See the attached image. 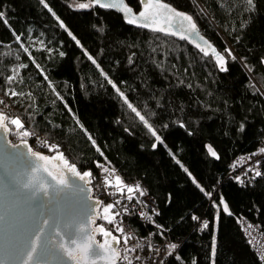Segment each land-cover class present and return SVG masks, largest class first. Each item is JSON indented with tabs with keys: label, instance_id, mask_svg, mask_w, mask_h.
I'll return each instance as SVG.
<instances>
[{
	"label": "trees",
	"instance_id": "1",
	"mask_svg": "<svg viewBox=\"0 0 264 264\" xmlns=\"http://www.w3.org/2000/svg\"><path fill=\"white\" fill-rule=\"evenodd\" d=\"M162 1L192 17L225 57L227 71L184 42L128 25L112 10L76 7L91 0H44L52 12L39 0H0V101L60 146L67 165L36 152L51 173L65 175L74 166L83 175L104 162L123 180H140L157 203L155 221L178 244L165 264H262L240 220L264 231V161L251 185L228 174L240 157L264 148V0H254L251 10L246 0ZM124 2L135 12L141 8V0ZM128 104L160 136L154 149L156 138ZM5 126L13 142L23 141ZM193 216H205L209 227L198 232ZM132 223L145 233L146 226Z\"/></svg>",
	"mask_w": 264,
	"mask_h": 264
},
{
	"label": "water",
	"instance_id": "2",
	"mask_svg": "<svg viewBox=\"0 0 264 264\" xmlns=\"http://www.w3.org/2000/svg\"><path fill=\"white\" fill-rule=\"evenodd\" d=\"M101 2L115 5L105 9L120 14L127 23L125 14L121 11L122 6L128 7L124 0H101ZM147 2L148 0H141V8L137 12L132 10L131 17H128L136 18L137 23L127 24L155 32L138 26L143 22L139 18V13L144 11L143 5ZM152 3L154 7L148 10L149 21L155 19L161 27L176 31L178 35L172 36L167 32L155 33L184 42L201 55L203 53L196 47L197 43L202 47L211 45L219 53L217 48L201 34L197 25L198 35L187 31L188 22L183 20V16L175 15L179 12L190 16L188 13L162 0H152ZM158 4L167 7L155 6ZM92 5L99 6L94 3ZM182 31L188 39L179 38V33ZM208 57L215 60L210 50ZM154 144H157V141ZM207 146L210 145H206V151ZM208 155L217 160L209 153ZM37 156L26 142H13L9 130L6 132L0 127V264H24L25 253L31 241L35 239L39 227H42L43 231L37 242V251L28 264H120L121 257L116 251L117 256L110 260L109 253L96 247L107 239L113 246L111 251L117 247V243L112 241L110 236L99 238L100 227L95 220L98 216L99 200L92 197V189L86 177V184H83L71 171L65 175L53 174ZM61 179L63 183H60ZM221 206L223 210V205ZM45 220L48 221L47 224L42 223ZM88 237H92L93 248L101 254L85 259L82 245ZM61 245L64 247L61 248ZM66 250L71 251L73 257H69Z\"/></svg>",
	"mask_w": 264,
	"mask_h": 264
},
{
	"label": "built area",
	"instance_id": "3",
	"mask_svg": "<svg viewBox=\"0 0 264 264\" xmlns=\"http://www.w3.org/2000/svg\"><path fill=\"white\" fill-rule=\"evenodd\" d=\"M0 115L5 116V122L11 126L14 135L23 138L32 151L40 152L43 155L55 156L60 151V146L48 140L47 138L35 133L29 127L24 125L23 129H17L15 125L10 124L11 119L19 118L12 107L3 102L0 103ZM22 122V121H21ZM23 123V122H22ZM22 131H28L29 136H22ZM264 161V153H253L240 157L235 167L230 171L228 177H239L240 186L251 185L256 179L255 172L261 170V162ZM106 169V171H105ZM90 175L86 177L92 189V197L99 200L98 216L95 218L98 227H107L112 235L117 236L120 240L121 263L128 264V261L123 257L127 256L132 264H165L170 257L177 255L178 244L176 249L169 254L168 245L174 244L170 242L167 230L155 221L158 215V206L154 198L149 194L147 187L140 180L125 181L117 175V173L107 163H96L95 169L89 171ZM116 177H119L124 186V191L121 193L117 190L115 183ZM139 185L140 190L144 192L141 196L139 192L135 191V187ZM133 187L134 192L132 200H128L127 187ZM119 201V204L116 203ZM212 199L210 200V202ZM108 204H113V209L105 214L103 208ZM119 213V216H115ZM105 215L113 216V222L109 224L105 219ZM199 220H194L198 232H201V223L207 218L205 216L199 217ZM139 221L147 229L145 233H138L136 226L133 225L132 220ZM243 234L247 239L252 250L257 254L262 264H264V231L256 222L242 218L240 220ZM123 229L119 232L117 229ZM131 236L132 239L127 244L124 243L126 237ZM139 244L141 247L136 248ZM129 248H135V251H128ZM140 259L137 260L136 257Z\"/></svg>",
	"mask_w": 264,
	"mask_h": 264
},
{
	"label": "snow or ice",
	"instance_id": "4",
	"mask_svg": "<svg viewBox=\"0 0 264 264\" xmlns=\"http://www.w3.org/2000/svg\"><path fill=\"white\" fill-rule=\"evenodd\" d=\"M39 2L41 4L44 5L45 8H48L49 12H52V9L49 8L48 4H46L44 2V0H39ZM92 3L94 4H99V6L101 8H107V7H114L115 5H111V4H105V3H102L101 0H92ZM92 3H80L78 5H76V7L78 9H87V8H90L92 6ZM246 3L247 5L249 6V10H251V7L253 6V3H254V0H246ZM155 6H158L160 8H166L167 5H164V4H158V5H155ZM144 7V11H141L139 13V18H141L143 20L142 23H139V27L140 28H145V29H150L152 31H155V32H167L168 34L172 35V36H176L178 35V33L176 31H169V29H166L164 27H161L159 25V22L156 21L155 19L151 20V22L149 21V9L153 8L154 5L152 3V0H148L147 3H144L143 5ZM121 11L125 14V17L127 19V23L128 24H136L137 23V19L136 18H128V17H131V14H132V9L131 7H125V6H122L121 7ZM54 15V13H53ZM176 16H183V20L184 21H187L188 22V28H187V31L193 33V34H196L198 35V33L196 32V24L193 23L192 21V17L191 16H188V15H183L179 12L175 13ZM5 18V14L3 12H0V19H4ZM169 20H171V17H169ZM5 22H7L5 20ZM61 28H65V25L63 23H60L59 25ZM67 30V29H65ZM15 34V33H14ZM71 35V33H69ZM16 40L19 41L20 40V36L19 35H16ZM179 38L181 40H185V39H188V37L186 35H184L183 31L179 33ZM73 39H75V37H73ZM192 42V41H190ZM77 43L79 44V41H77ZM21 47H23V45H21ZM196 47L200 49V52L203 53V55L205 57H208L209 56V50L211 51V55L215 58V62H216V65L219 67V70L221 72H225L227 71V68L225 67V57L219 53H217L216 49L213 48L211 45H208L207 47H202L199 43L196 44ZM25 52H27V49L25 48L24 49ZM226 51L228 52V55L229 56H232V53L226 49ZM87 54V53H86ZM60 55L62 56L63 53L61 52ZM90 60H92V62L95 64L96 61L91 57L89 56L88 57ZM232 59L234 60L235 57L233 56ZM131 62V60H130ZM262 63H264V60L261 61ZM20 67H26V65H20ZM97 67H99L97 65ZM251 69H249L250 71ZM103 74V73H102ZM15 77L13 76H9L8 77V81L11 83L13 80H14ZM45 79H47V77H45ZM110 84H112V81L109 80L108 81ZM51 86V85H49ZM114 88L116 87L115 84L112 85ZM117 91L119 92V89H117ZM11 95L12 96H16L17 93L15 91H12L11 92ZM21 95H23V93H21ZM121 97L123 98V93H120ZM126 104L128 103L127 99H125L124 101ZM0 103H3V101H0ZM128 107L130 109H132L133 112L136 113V115L140 118L141 121L144 122L145 126L148 127V130L151 132L152 136H154L156 138V141L157 142H160L162 143L161 141V138L160 136L157 135L156 131L152 129V127L148 124V122L145 120L144 116L140 115L139 112L136 111V109L131 105V104H128ZM4 121H5V116L3 115H0V127H3L4 131H8V128L5 126L4 124ZM10 124L11 125H15L17 129H23L24 128V124L21 122V120L19 118H15V119H11L10 120ZM181 127H183V125L181 124L180 125ZM241 131H243V125H241ZM22 136H29L30 133L28 131H22L20 133ZM91 139V137H90ZM156 147V144H153V148ZM207 151L208 153L212 156V157H215V158H219L217 156V153L216 151L213 150V148L211 146H207ZM260 152L264 153V148H261L259 150ZM39 159H45V157H39ZM56 159H60V160H63V156L60 155V156H57ZM65 165H67V161H64ZM177 163H179V161H177ZM235 167V165H234ZM69 171L73 172V173H76V169L75 167H71L69 168ZM106 171V169H105ZM185 171H187V169H185ZM81 180H83L85 177L89 176L90 173L89 172H84L83 175H80L79 173H76ZM255 175L256 176H260L261 173L259 171H256L255 172ZM239 182L242 183V181H240V178L237 177L236 178ZM60 183H63V180L61 179ZM115 183L117 185V190L119 192H123L124 191V186H122V181L119 177H116V180H115ZM193 183H196L195 180H193ZM28 185H25V187H27ZM197 187H200L198 184H197ZM127 193H129V195L127 196V199L128 200H132V193L134 192V189L133 187H127ZM135 191L136 192H139V194L141 196L144 195V192L140 190V186L137 185L135 187ZM201 191L203 192L204 189L201 188ZM206 195H209V197L211 198V193H206ZM117 204H119V201H116ZM220 204L223 205V211L225 213H228L229 215H231V212L229 211V208H228V205L224 202L223 198H221L220 200ZM114 205L113 204H108L106 207L103 208V212L105 214L109 213L111 209H113ZM115 216H119V213H115ZM104 219L109 223L111 224L113 222V219L114 217L113 216H109V215H105ZM193 220H199L200 218L197 217V216H193L192 217ZM43 224H47L48 221L45 220L42 222ZM209 227V222L207 220L203 221L201 223V230H204V229H207ZM119 232H123V229L120 228V229H117ZM43 231V228L42 227H39L35 233V239H33L30 243V247L28 248L27 252L25 253V256H26V260L24 261V264H28L29 261H31L33 259V254L37 251V242L39 241L40 239V233ZM99 232L103 233V235L105 237H108V236H111V239L112 241H114L115 243H120V240L117 238V236L115 235H112L111 232L109 231H105L104 227H100L98 229ZM132 239L131 236H128L125 238L124 240V243L127 244L128 241ZM75 243V242H74ZM61 248H63L64 246L61 245L60 246ZM98 249H103L104 252L106 253H109V259H113L117 256V253L114 251V250H111L113 248V246L109 243V241L106 239L104 241V243L96 246ZM141 247V245L137 244L136 245V248H139ZM177 245L176 244H169L168 245V249H169V254H171V251L176 249ZM212 248H213V255H215V249H216V241H215V238H213V243H212ZM128 251H135V248H129L127 249ZM67 251V250H66ZM82 252L84 254V258L87 259L89 256H95V255H100L101 253H99L96 249L93 248V244H92V237H88V239L83 243L82 245ZM67 254L69 257H73V253L71 251H67ZM124 260L128 261V264H132L131 260L128 259L127 256H124L123 257ZM137 260L140 259L139 256L136 257ZM176 259H180L179 256L176 257ZM193 264H195V262H193Z\"/></svg>",
	"mask_w": 264,
	"mask_h": 264
},
{
	"label": "rangeland",
	"instance_id": "5",
	"mask_svg": "<svg viewBox=\"0 0 264 264\" xmlns=\"http://www.w3.org/2000/svg\"><path fill=\"white\" fill-rule=\"evenodd\" d=\"M54 155H55V156H52V158L56 159L57 156H60V153L57 152V153L54 154ZM58 160H59V161H62V162L64 163V159H63V160L58 159Z\"/></svg>",
	"mask_w": 264,
	"mask_h": 264
},
{
	"label": "flooded vegetation",
	"instance_id": "6",
	"mask_svg": "<svg viewBox=\"0 0 264 264\" xmlns=\"http://www.w3.org/2000/svg\"><path fill=\"white\" fill-rule=\"evenodd\" d=\"M102 237H103V236L100 235V239H101ZM111 245H112V244H111ZM117 246H118V245H117ZM117 249H118V248L116 247V248L114 249V251L117 252Z\"/></svg>",
	"mask_w": 264,
	"mask_h": 264
}]
</instances>
